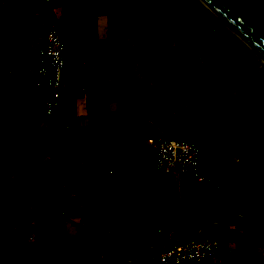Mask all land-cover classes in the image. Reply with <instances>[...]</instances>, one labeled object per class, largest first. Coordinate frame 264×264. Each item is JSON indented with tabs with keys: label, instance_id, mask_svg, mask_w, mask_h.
Here are the masks:
<instances>
[{
	"label": "rangeland",
	"instance_id": "rangeland-1",
	"mask_svg": "<svg viewBox=\"0 0 264 264\" xmlns=\"http://www.w3.org/2000/svg\"><path fill=\"white\" fill-rule=\"evenodd\" d=\"M86 2L88 6L91 5L94 13L99 5L101 6L95 0H86ZM155 2L156 0H138L137 26L140 28L138 35L150 43L147 51L139 50L138 57L143 58L145 52L148 59L145 61H148L154 69H150L149 75L154 82L155 97L165 93L161 84L170 77L173 68L181 69L179 76L170 82L166 89V92L168 91L166 131L174 137H183L191 141H196L198 134H202L200 130L204 128L218 134L219 140L208 138L206 142L199 143L202 150V174L207 177L210 175L213 180L216 178V181L204 183L198 182L193 176L173 174H165L166 179L161 181L146 178L142 173L137 175L133 167L126 170V179L134 189L126 193L122 192L123 194L116 193L115 197H112L113 193L105 192L104 200L107 202L100 204V207L91 213L89 219L90 228L98 229L95 228L98 226L99 230L95 235V231L91 235L92 240L87 243L80 264H115L118 260L126 264L131 261L129 255L116 254V257L109 255L121 247L133 244L135 239L141 243L140 234L136 229L130 232L129 226L134 221L146 223L153 229V223H162L161 220L166 218L179 219L180 203H182L186 212L185 218L181 215L186 222L184 226L198 227L211 219L212 201L221 202L223 206L225 198L223 200L222 193L240 195L242 190L249 191L255 198H260L253 207L256 222L249 219L245 220L244 225L255 241V251L249 243L247 246H241L239 243L238 252L226 254L225 262L220 264H264V150L260 149L264 141V138L260 141L264 137L263 62L257 53L221 20L211 23L205 16V6L199 0H176L169 14L163 10H154ZM117 27V32H122L120 33L122 35L126 31L133 30L130 25L122 28L117 25ZM11 38L15 43L19 34L15 32L11 34ZM123 39L125 44L127 41L124 36ZM19 46L16 48L17 53L20 50ZM11 48L14 50V46ZM123 48L125 52V45ZM70 49L69 39L65 38L66 57ZM159 51L167 52L174 63L164 62L159 56ZM1 75L6 81L7 74L1 72ZM17 94L16 91L3 92L0 95V109L6 114L15 113L19 120L28 117L29 123L36 118L39 127L36 130L33 127L21 126L6 134L0 133V163L1 159L8 156L10 150L13 153L20 151L22 155H27L33 151V145L44 136H48L49 139L48 146L43 148L41 155L35 159L30 158L28 164L21 167L11 178L10 184L0 189V203L14 204L13 212L9 214L8 227L5 229V233L12 237L27 233L25 221L30 205L42 209V217L39 218H43L44 221L51 208L59 203L57 196L59 189L64 185L61 182L71 181L77 173L76 169L65 162L66 154L57 153V150L63 152L61 145L58 144L60 138L57 136V131L60 136L66 134L62 121L57 126L51 127V120L44 119L39 107L31 102L22 103ZM200 99L205 105V114L210 116V119H204L198 113L196 101ZM33 100L39 101L36 97ZM179 107L185 111L178 115L174 110ZM226 109L229 110V118ZM215 110L220 112L219 116L212 113ZM129 117L134 120L140 118L130 114ZM249 118L253 120L256 118L255 123L251 120L248 122L249 126H245ZM119 124L121 123H117ZM214 144L220 146V154L226 155L225 162L220 163L221 169H217L218 167L208 157ZM105 146L106 143L101 137H96L92 144V148L97 151H101ZM52 147L55 150H52ZM141 159L149 158L144 157L142 152ZM242 161L246 162L244 175L247 181L237 185L235 175L241 171ZM104 163L107 168H100L99 171L92 168L91 171L95 177L99 175L105 177L101 186L108 188L105 182L116 177V174L110 173V166L106 161ZM10 168L0 166V182L7 176ZM112 168L115 170L114 163ZM120 174L121 171L118 169L117 176ZM221 174H224L223 176L229 181L220 179ZM168 190L171 192V211H166L164 208L165 192ZM158 198L161 205L159 204V209H156L157 213L153 214L150 207H142L151 203L155 205L158 203ZM38 199L42 200L39 205L36 204ZM135 203L142 207L139 208V214L134 213L130 206ZM71 210L74 215H71L64 226L53 224L40 233V264H65L63 263L65 256H67L66 261L69 262L82 250L81 242L77 237L89 238L90 234L86 236L84 231L85 224L80 222L82 217L77 215V206H72ZM5 221L6 218L0 211V225ZM222 243L227 245L225 240ZM249 248L248 254L246 250ZM144 250L140 249L139 253ZM61 253H65V256ZM255 254H259L262 258L258 260ZM202 264H210V260Z\"/></svg>",
	"mask_w": 264,
	"mask_h": 264
},
{
	"label": "crops",
	"instance_id": "crops-1",
	"mask_svg": "<svg viewBox=\"0 0 264 264\" xmlns=\"http://www.w3.org/2000/svg\"><path fill=\"white\" fill-rule=\"evenodd\" d=\"M95 1H98L101 6L99 5L94 13L92 12L93 8L91 5L88 6L86 0H39L42 9L37 6H26L22 9L18 6L19 0H0V71L7 74L6 78L15 81V91L22 103L29 104L31 102L38 107L39 102L33 100L34 97L37 98V92L33 87L31 51L26 48L27 46L42 47L48 19L53 17L63 24L65 38L69 39L71 49L66 57L67 68L63 74L61 107L57 112V122L51 125V127L57 126L62 121L66 128V134L62 136L57 131V136L60 138L58 144L63 149V152L57 150V153L66 154L65 162L67 165L77 170L73 179L76 178L88 160L92 161V165L84 172L83 180L95 183L101 193L102 203H106L107 201L104 200L105 192L113 193L112 197H115L116 193L123 194L130 189H134V187H130V181L125 176L126 172L132 167L135 168L137 175L142 173L149 179L161 181L166 179V173L156 166V150L153 142L162 134L174 137L166 131V93H168L166 89L169 87V83L179 76L181 69L176 68L175 76L172 72L169 78L165 79L163 83L161 82L162 84L160 83L164 86L165 93L155 97L154 82L149 75L150 69H154L148 61H145V59L148 60L145 52L143 58L138 57L139 50L147 51L150 43L144 37L138 36L136 38L133 30L126 31L123 35L120 34L122 32H117V25L121 28L122 26H128L121 22L120 1ZM15 32L19 34V38L13 43L11 34ZM123 36L127 41L125 44ZM24 40L27 42L24 43ZM123 45L126 48L125 52H123ZM13 46L14 50L11 48ZM18 46L20 50L17 53L16 48ZM159 53L165 54V51H159ZM159 56L166 62L164 60L165 55ZM196 103L200 116L204 119L209 118L210 116L205 114V105L201 99ZM174 111L179 115L185 110L179 107ZM226 111L229 118V110L226 109ZM212 113H215L216 116L220 115L218 110ZM129 114L130 116H140V118L134 120L129 117ZM251 120L253 119L249 118L245 126H249L248 122ZM117 123L121 124L117 125ZM255 128L253 127V129ZM200 131L202 134H198L196 141L183 137L179 139L199 144L206 142L208 138L215 140L219 136L208 130V128ZM96 137H101L106 143L101 151L92 148ZM219 147L218 144H214L208 156L218 167L217 169H221L220 163L225 162L224 157L226 156L220 154ZM51 149L55 150L53 147ZM113 149L116 151L112 155ZM142 152L144 157L149 159L142 160ZM58 157L60 156L58 155ZM240 158L242 159V156ZM105 161L110 166L109 172L116 174V177L105 182V184H108V188L101 186L105 177H102V175L95 177L91 171L92 168L98 169V171L100 168H107ZM113 163L115 170L112 168ZM241 163L243 166V161ZM118 169L121 174L117 176ZM245 173L246 166L244 172L241 170L235 175L237 185H242L247 181V179L245 180ZM223 175L221 174L220 179H224L225 182L229 181ZM215 181L216 178L212 183ZM61 183H64V181ZM165 194L166 205L164 208L166 211H171V192L168 190ZM222 196L223 200L225 198V204L221 206V202L212 201L211 219L200 225L203 226L202 228L210 223H225L223 220L226 219L222 217L223 211H228L231 208L240 211L244 209L250 199H256V204L257 199H260L255 198L249 191L243 190L240 195L222 193ZM158 199V203L155 205L151 203L142 207H150L151 212L155 214L157 213L156 209H159L160 198ZM88 200V195H85L82 189L77 188L73 196L67 199L66 205L70 210L72 206L76 205L77 215L82 217ZM127 206L129 207V205ZM130 206L136 214H139V208H142L139 207L138 203L133 206L130 204ZM71 213L74 215L72 210ZM180 213L185 218L186 212L182 203H180ZM238 216H241V213ZM175 220L174 218L173 220L166 218L161 220L162 223H153V229L149 228L146 223L136 220L129 228L130 232H134L136 229V232L140 234L139 241L142 244L152 243L150 249H153L155 243L164 245L174 240L177 230H171L168 228V224ZM87 222L89 224V220ZM82 223L85 222L82 221ZM245 223V219L241 218L239 221H235L230 229L243 233L248 229L244 226ZM184 224L186 222L183 221L180 228ZM221 244L225 247L221 256L218 259L210 260V264L223 263L226 260V254L235 253L239 250V242L229 241L227 245L222 242ZM240 245L247 246V243L242 242ZM249 245L255 251V244L251 246L249 243ZM142 248L146 249L147 247L143 246L140 249ZM249 250L250 248L246 250L248 254L250 253ZM255 255L258 260L262 258L259 254Z\"/></svg>",
	"mask_w": 264,
	"mask_h": 264
},
{
	"label": "trees",
	"instance_id": "trees-1",
	"mask_svg": "<svg viewBox=\"0 0 264 264\" xmlns=\"http://www.w3.org/2000/svg\"><path fill=\"white\" fill-rule=\"evenodd\" d=\"M121 3V22L125 25H130L133 27V31L136 35V38L139 36L138 33L140 32V28L137 26V15H138V0H119ZM176 0H156L154 10H163L166 12V14H169L171 9L173 8ZM189 3V2H188ZM18 6L20 8H25L26 6H34L39 7L40 6L39 0H19ZM204 6V5H203ZM196 10V7L194 11ZM154 12V11H153ZM205 16L206 18L211 22H215L218 20V18L205 7ZM55 18L48 19L47 25H46V31L49 27L50 21ZM59 22V21H58ZM24 43L27 41L24 40ZM45 43V39L43 42V45ZM42 45V46H43ZM41 47H29L27 46L26 49L31 51V64L33 66V62L36 59V55ZM159 53V52H158ZM160 55H164L162 53H159ZM166 57L164 60L168 63L173 64V58H171L167 53H165ZM175 65V64H174ZM176 67H174L173 76L176 74ZM4 79H2V75L0 73V95L7 91V92H15V81L13 79H6L5 82ZM8 87V88H7ZM7 89V90H6ZM50 95V90L45 91V99L39 102V108L41 110V113L43 114L44 119L51 120V125L55 124L57 122V112L59 109H56L54 114L52 116H48L46 114V98ZM15 113H9L6 114L2 109H0V133L6 134V132L12 131L16 127L26 126L30 128H36V130L39 127V121L35 118L32 122H28V117H23V119L19 120L17 117L18 115ZM29 128V129H30ZM48 136H44L41 140L37 142L36 145H33V151L27 155H22V153L19 151L18 153L9 152L8 156L4 159H1L0 166L2 167H11L9 173L7 176L3 179V181L0 182V189L6 188L10 182L11 178L20 170L21 167H24L25 164H28V160L30 158L38 157L41 155L42 150L45 146H48ZM32 140V139H31ZM261 150H264V141H262V146L260 148ZM115 149L112 150V155L115 153ZM92 165V161L88 160L86 162V165L79 171L76 178L72 181H64V185L59 189V203L51 208L49 215L46 217L44 221L43 218L40 219L39 217H42L41 214V208L34 207L30 205L28 217L25 221V226L27 228V233L22 236H8L5 232L6 227H8L9 223V214L13 212L14 204L8 203H0V211L4 214L6 221L2 225H0V264H40V243H39V236L40 233L48 228L49 226L53 224H59V225H65L66 221L71 218V210L66 205L67 199L71 198L77 188H80L84 191V194L88 195L89 200L84 207L83 214H82V221L85 223V230L86 236H89V238L85 236H78L77 239L81 242L82 250L78 252V254L69 262L66 261L67 256H65V253H61L62 256H65L63 258V263L65 264H80L82 261L80 260L81 256L84 253V249L87 248V243L90 242L91 235L95 231L94 235L98 232V229H91L88 220L90 218L91 213H93L100 204L101 201V193L98 191L95 183H92L88 180H83L84 172L86 169H88ZM246 162L243 161L242 166V172L245 171ZM42 201V200H41ZM40 199L36 200V204H40ZM256 199H250L249 203L244 207L242 210H234L229 209L228 211L222 212V217L226 220H223L225 223L217 222V223H210L202 232V234L199 237H212L215 239L220 240L222 242L225 240L227 243L229 241H236L239 243H250L251 246H254L255 241L251 238V233H249V230H245L243 233H239L233 229H230V226L235 223V221H239L241 218H244L245 220L251 219L252 222H256L255 212L253 210V207L255 206ZM241 213V216H238V214ZM38 217V219H37ZM183 219L181 218V215L179 216V219H176L174 222H171L168 224V228L171 230H177L176 234L174 236V240H186L189 238H193L195 235L198 234L200 229L203 226L198 227H185L182 226L180 228V225H182ZM160 226H163L162 224H159ZM137 237L139 235H136ZM128 238V236L126 237ZM152 243H139L138 239H135V242L133 244H129L125 247H121L116 252L112 253L113 257H116V254H124L129 255L130 262H127L126 264H158V258L157 253L158 250L161 249L163 245H159L155 243V246L153 249H150V246ZM147 247L142 253H139V250L141 247ZM225 247L222 245V251ZM140 254V256H139ZM105 260L103 261V263ZM123 261L118 260L115 264H122Z\"/></svg>",
	"mask_w": 264,
	"mask_h": 264
},
{
	"label": "built area",
	"instance_id": "built-area-1",
	"mask_svg": "<svg viewBox=\"0 0 264 264\" xmlns=\"http://www.w3.org/2000/svg\"><path fill=\"white\" fill-rule=\"evenodd\" d=\"M67 68L64 26L52 19L32 66L33 87L39 101L46 98L45 111L52 116L62 103L63 74ZM155 161L158 169L166 174L193 176L198 182L212 183L213 179L202 174V150L199 144L174 138L166 134L154 142ZM222 244L212 237L173 240L158 250V264H202L221 256Z\"/></svg>",
	"mask_w": 264,
	"mask_h": 264
},
{
	"label": "water",
	"instance_id": "water-1",
	"mask_svg": "<svg viewBox=\"0 0 264 264\" xmlns=\"http://www.w3.org/2000/svg\"><path fill=\"white\" fill-rule=\"evenodd\" d=\"M261 58L264 65V0H199ZM202 228L193 238L199 237Z\"/></svg>",
	"mask_w": 264,
	"mask_h": 264
}]
</instances>
